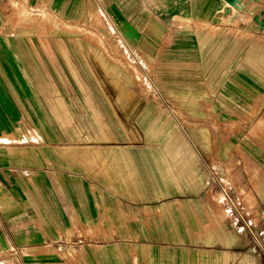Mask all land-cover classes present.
I'll return each instance as SVG.
<instances>
[{
	"label": "crops",
	"instance_id": "0c3cea01",
	"mask_svg": "<svg viewBox=\"0 0 264 264\" xmlns=\"http://www.w3.org/2000/svg\"><path fill=\"white\" fill-rule=\"evenodd\" d=\"M220 3L0 0V264H239L193 233L264 198V30Z\"/></svg>",
	"mask_w": 264,
	"mask_h": 264
},
{
	"label": "rangeland",
	"instance_id": "374dc122",
	"mask_svg": "<svg viewBox=\"0 0 264 264\" xmlns=\"http://www.w3.org/2000/svg\"><path fill=\"white\" fill-rule=\"evenodd\" d=\"M244 2L246 8L242 12L245 13L246 25L249 22L253 23L255 17L264 18V0H245ZM254 23L258 25V19L254 20ZM259 28L261 29L260 24ZM261 56L264 57V40L260 55L261 61L258 60L260 65L256 63L255 66L248 67L247 77L264 78V58ZM196 171H198V175L205 177L204 166L198 164ZM217 198V201L214 200L215 204L221 205V202L225 200L223 196ZM232 199V202L226 204L240 205L243 210L240 212L207 213L196 225L198 228L193 229V233H206L212 238L225 240L224 243L219 242L212 247L216 250L229 251L233 258L239 261V264H264V198H262V203L252 197L245 196ZM143 231L149 232L150 229ZM171 233L177 235L175 231ZM70 251L71 255L76 253V250L70 249Z\"/></svg>",
	"mask_w": 264,
	"mask_h": 264
},
{
	"label": "bare ground",
	"instance_id": "6f19581e",
	"mask_svg": "<svg viewBox=\"0 0 264 264\" xmlns=\"http://www.w3.org/2000/svg\"><path fill=\"white\" fill-rule=\"evenodd\" d=\"M221 3L220 12L232 14L235 11L242 12L246 8L245 0H219ZM258 19V26L260 24L261 29H264V18L255 17L254 20Z\"/></svg>",
	"mask_w": 264,
	"mask_h": 264
}]
</instances>
